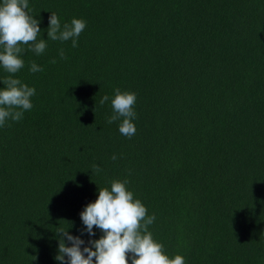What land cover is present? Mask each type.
<instances>
[{
    "label": "trees",
    "instance_id": "1",
    "mask_svg": "<svg viewBox=\"0 0 264 264\" xmlns=\"http://www.w3.org/2000/svg\"><path fill=\"white\" fill-rule=\"evenodd\" d=\"M28 4L42 39L51 13L86 28L75 48L26 50L14 76L36 94L0 127V264H61L58 227L82 248L99 239L80 212L113 179L155 215L149 231L170 258L264 264V0ZM8 75L0 67V89ZM115 88L137 96L131 138L100 104Z\"/></svg>",
    "mask_w": 264,
    "mask_h": 264
},
{
    "label": "clouds",
    "instance_id": "2",
    "mask_svg": "<svg viewBox=\"0 0 264 264\" xmlns=\"http://www.w3.org/2000/svg\"><path fill=\"white\" fill-rule=\"evenodd\" d=\"M28 0H2L0 3V67L9 74L2 80L4 87L0 89V127L7 121L18 122L25 111L33 108L31 98L35 96L34 87H29L15 74L24 67L21 58L25 51L41 55L47 48V41L66 42L71 40L72 47L78 46V38L86 28V21L73 18L70 23L60 22L55 13L49 16L47 28L48 39L40 37V21L27 11ZM61 59H65L63 49L59 50ZM51 63H56L53 59ZM31 72L43 71L34 61ZM114 95H105L100 104L111 100L112 115L107 123L117 121L119 132L127 138L136 133L133 121L136 118L134 105L136 93L113 90ZM116 160L115 155L112 156ZM92 170L100 173L102 169L93 165ZM110 187L98 188V197L88 203L80 218L89 236H94V226L103 234L99 239L89 240V246L79 236L70 235L67 230L58 227V254L54 257L61 264H185L181 255L170 258L163 251V245L154 240L149 226L156 219L155 215H147V209L140 199H134V193L127 189V179L109 181ZM64 237L70 242L67 246ZM67 257V259H65Z\"/></svg>",
    "mask_w": 264,
    "mask_h": 264
}]
</instances>
